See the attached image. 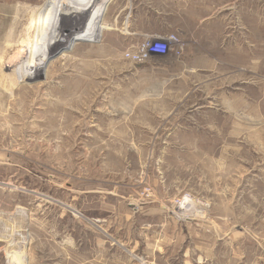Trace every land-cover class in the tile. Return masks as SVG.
<instances>
[{"label": "rangeland", "instance_id": "374dc122", "mask_svg": "<svg viewBox=\"0 0 264 264\" xmlns=\"http://www.w3.org/2000/svg\"><path fill=\"white\" fill-rule=\"evenodd\" d=\"M49 1L0 0V264H264V0Z\"/></svg>", "mask_w": 264, "mask_h": 264}, {"label": "bare ground", "instance_id": "6f19581e", "mask_svg": "<svg viewBox=\"0 0 264 264\" xmlns=\"http://www.w3.org/2000/svg\"><path fill=\"white\" fill-rule=\"evenodd\" d=\"M36 11H37L36 14H39V16H42V18H43L42 20L44 21V25H47V26L51 25V27L61 28L60 23H59L60 27L57 26L58 25V20H60V22H61V21H65L66 18L74 17V19H79L80 20V18H79L80 12L76 11L74 9H71V7L66 3L65 0H50L48 5H46L45 7H37ZM17 20L19 21V19L15 20L16 21L15 22V28H16ZM33 29H34V27H33ZM33 29H32V31H33ZM61 30H60V33H59L60 36H62V33H63V31H61ZM70 34H71V32L68 34V38H69ZM10 36L14 37L15 36V31L13 33H10ZM21 43L23 44V42H21ZM29 44L30 43H27V45L24 44L22 46V49L19 51V54L17 56L18 60H19V58L25 56V54L28 55L29 52L32 53L33 50L28 47ZM38 49H39V47H38ZM13 60L9 63L10 64L9 67H13L15 65ZM33 69H31L29 72L17 71V78L18 79L24 78V79H27V80L28 79H32L33 76L36 75L35 73H37L36 69L35 68H33ZM12 81H14V80H12Z\"/></svg>", "mask_w": 264, "mask_h": 264}, {"label": "built area", "instance_id": "2783aa9c", "mask_svg": "<svg viewBox=\"0 0 264 264\" xmlns=\"http://www.w3.org/2000/svg\"><path fill=\"white\" fill-rule=\"evenodd\" d=\"M166 45L162 42L159 41L155 44H150V45H144L143 47L139 48L137 51H135L133 54H135L136 59H143L145 56L149 54L153 55H162V53L165 52L166 50ZM132 52H130L131 54Z\"/></svg>", "mask_w": 264, "mask_h": 264}]
</instances>
